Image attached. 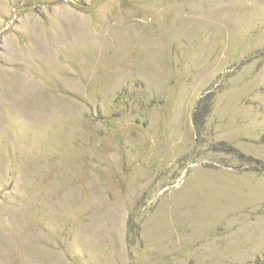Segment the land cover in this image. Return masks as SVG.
Listing matches in <instances>:
<instances>
[{"label":"rangeland","instance_id":"374dc122","mask_svg":"<svg viewBox=\"0 0 264 264\" xmlns=\"http://www.w3.org/2000/svg\"><path fill=\"white\" fill-rule=\"evenodd\" d=\"M0 264H264V0H0Z\"/></svg>","mask_w":264,"mask_h":264},{"label":"trees","instance_id":"16d2710c","mask_svg":"<svg viewBox=\"0 0 264 264\" xmlns=\"http://www.w3.org/2000/svg\"><path fill=\"white\" fill-rule=\"evenodd\" d=\"M211 103H212V101L207 102L206 99L205 100L204 99L199 100V102H198V104L194 110V113H193V118H195V124L198 123V119L200 117H204L205 113L207 112V110L209 108L208 105ZM203 112H204V114H203ZM214 151L224 153L227 155L233 154L234 156H236L238 158V160H242L249 167L257 168V166H258V164L255 160H252L251 158H246L239 151L235 150L233 148V146L229 143H224V142L218 143L217 146L216 145L214 146ZM132 223H134V221ZM136 237H138V234H136Z\"/></svg>","mask_w":264,"mask_h":264}]
</instances>
